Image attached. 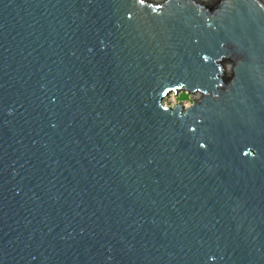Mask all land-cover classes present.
Segmentation results:
<instances>
[{
	"label": "water",
	"instance_id": "obj_1",
	"mask_svg": "<svg viewBox=\"0 0 264 264\" xmlns=\"http://www.w3.org/2000/svg\"><path fill=\"white\" fill-rule=\"evenodd\" d=\"M0 264H264V0H0Z\"/></svg>",
	"mask_w": 264,
	"mask_h": 264
},
{
	"label": "rangeland",
	"instance_id": "obj_2",
	"mask_svg": "<svg viewBox=\"0 0 264 264\" xmlns=\"http://www.w3.org/2000/svg\"><path fill=\"white\" fill-rule=\"evenodd\" d=\"M153 2H160L161 0H151ZM203 1H208V0H203ZM197 99L196 95L189 94L188 92H180L178 94H171L167 99L164 100L165 104L169 105H175L177 103H183L186 106L190 105L193 103V101Z\"/></svg>",
	"mask_w": 264,
	"mask_h": 264
}]
</instances>
